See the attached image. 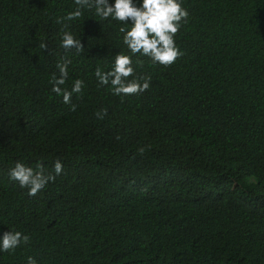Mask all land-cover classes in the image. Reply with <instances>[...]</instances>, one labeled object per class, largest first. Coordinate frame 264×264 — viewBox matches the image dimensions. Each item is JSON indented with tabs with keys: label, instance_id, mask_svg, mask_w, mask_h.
Instances as JSON below:
<instances>
[{
	"label": "trees",
	"instance_id": "1",
	"mask_svg": "<svg viewBox=\"0 0 264 264\" xmlns=\"http://www.w3.org/2000/svg\"><path fill=\"white\" fill-rule=\"evenodd\" d=\"M181 3L183 54L165 67L94 8L57 23L74 0H0V237L30 238L0 264H264V0ZM63 32L85 51L62 48ZM118 53L151 77L146 91L99 83ZM65 57L61 87L84 81L71 104L50 83ZM58 159L34 196L9 176Z\"/></svg>",
	"mask_w": 264,
	"mask_h": 264
},
{
	"label": "clouds",
	"instance_id": "2",
	"mask_svg": "<svg viewBox=\"0 0 264 264\" xmlns=\"http://www.w3.org/2000/svg\"><path fill=\"white\" fill-rule=\"evenodd\" d=\"M74 2L78 7L57 23L80 18L84 7L94 8L95 14L101 19L112 18L131 25L128 29L122 27L120 31L124 33L123 43L132 55L147 56L153 63L167 67L183 54L175 42L176 34L189 16L188 10L182 7L181 0H142L139 6L134 0H115L114 4H110L109 0H74ZM60 46L66 50L75 49L78 54L85 51L80 39L74 37L71 32H63ZM39 47L46 49L47 42H41ZM132 55L118 53L110 71L104 72L99 67L95 70L99 83L110 84L114 95H138L150 87V76L135 75ZM70 63L71 60L66 57L62 62H58L56 65L58 73H53L50 80L53 85L52 91L62 96L65 104H71L73 93H82L84 86V81L76 79L70 91L61 87L68 78ZM72 110L75 111L74 105ZM106 113L107 109H104L98 111L96 115L103 119ZM140 151L143 152V149ZM62 171L63 164L59 159L54 162L53 172H46L42 161H37L34 167L16 161L9 170V176L12 180L18 181L22 188L29 189L28 194L34 196L50 181L54 182ZM29 239L20 231H6L0 237V251H13L21 243H27ZM27 264H37V261L33 257H28Z\"/></svg>",
	"mask_w": 264,
	"mask_h": 264
}]
</instances>
